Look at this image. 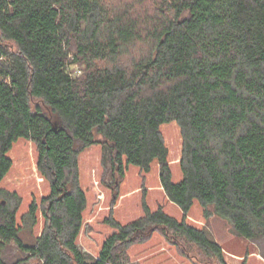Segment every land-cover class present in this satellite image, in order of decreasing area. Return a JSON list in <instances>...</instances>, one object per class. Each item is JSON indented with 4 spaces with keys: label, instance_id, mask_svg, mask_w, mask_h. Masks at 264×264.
<instances>
[{
    "label": "trees",
    "instance_id": "1",
    "mask_svg": "<svg viewBox=\"0 0 264 264\" xmlns=\"http://www.w3.org/2000/svg\"><path fill=\"white\" fill-rule=\"evenodd\" d=\"M170 123L177 181L160 130ZM21 139L49 192L28 207V222L43 219L31 244L0 201V264H130L128 248L153 232L224 264L187 213L211 207L236 236L264 238V0H0V184ZM94 145L120 177L156 163L181 218L142 200V217L106 218L114 232L96 256L82 250L78 156ZM11 244L22 257L7 262Z\"/></svg>",
    "mask_w": 264,
    "mask_h": 264
},
{
    "label": "rangeland",
    "instance_id": "2",
    "mask_svg": "<svg viewBox=\"0 0 264 264\" xmlns=\"http://www.w3.org/2000/svg\"><path fill=\"white\" fill-rule=\"evenodd\" d=\"M160 130L168 150L172 180L177 181L180 178V130L175 123L164 124ZM8 155L12 167L0 184L4 192L0 201L7 209H16L21 239L31 244L42 230L43 219L38 213L35 223L28 222L25 219L28 207L32 201L39 203L40 198L48 194L49 186L36 168L37 152L32 142L18 140ZM101 156V145L86 148L78 156L79 184L86 198L83 225L77 239L82 250L96 256L103 241L114 232L105 222L106 218L112 216L120 224L136 220L144 214L142 200L151 211L161 207L169 216L178 220L181 218V210L167 199L160 186L156 163L152 164L148 173L130 165L120 177L102 166ZM211 212V207L204 210L195 203L187 213V221L208 231L222 249L224 264H264V238L253 241L240 238L226 220ZM181 246L159 232H153L146 240L128 248V260L130 264H221L216 260L207 263L195 248H192L190 255L186 254ZM21 257L22 254L13 244L3 252L7 262Z\"/></svg>",
    "mask_w": 264,
    "mask_h": 264
}]
</instances>
